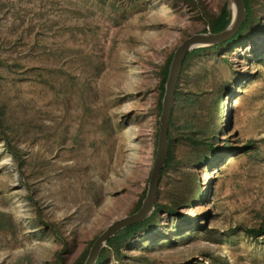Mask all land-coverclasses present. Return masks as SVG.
<instances>
[{"label":"rangeland","instance_id":"obj_1","mask_svg":"<svg viewBox=\"0 0 264 264\" xmlns=\"http://www.w3.org/2000/svg\"><path fill=\"white\" fill-rule=\"evenodd\" d=\"M226 4L0 0L11 142L0 130V264H75L141 209L161 68L184 40L207 33L202 5L219 14ZM254 10L239 44L230 43L236 33L182 68L173 162L154 204L163 210L101 264H264V236L243 229L264 224V0Z\"/></svg>","mask_w":264,"mask_h":264},{"label":"water","instance_id":"obj_2","mask_svg":"<svg viewBox=\"0 0 264 264\" xmlns=\"http://www.w3.org/2000/svg\"><path fill=\"white\" fill-rule=\"evenodd\" d=\"M227 8L231 13V21L226 30L218 34H212L210 31H207L206 34L194 35L184 40L176 49L169 67V75L165 83V92L161 102L157 150L146 198L143 201L141 209L137 213L112 223L96 239L84 264H96L101 251L106 246L109 239L113 238L123 229L137 224L152 215L160 179L168 158L171 116L176 103L177 84L184 63L192 51L214 46L231 38L238 33L247 19V12L243 0H227Z\"/></svg>","mask_w":264,"mask_h":264},{"label":"trees","instance_id":"obj_3","mask_svg":"<svg viewBox=\"0 0 264 264\" xmlns=\"http://www.w3.org/2000/svg\"><path fill=\"white\" fill-rule=\"evenodd\" d=\"M188 1V0H187ZM190 1V0H189ZM244 1V5H245V9L247 12V19L244 22V24L242 25V27L240 28V30L238 31V33L234 36V38L230 41L231 44H239L242 40L243 37H245V35L247 36V31L248 29L252 26V19H253V15L255 13L254 10V0H243ZM201 10L205 12L206 14V20H207V28L208 31H210L212 34H218L223 32L224 30L227 29V27L230 24L231 21V13L227 8V4L221 9L219 14H215V13H211L208 10L205 9V7L202 5L201 6ZM207 32V30H205ZM202 51V49H197L192 51L185 63L183 68L185 67V65L187 64L189 58H191L192 56L199 54ZM172 61V55L169 56L166 64L161 68V73H160V95H159V100H158V110L160 112L161 109V102H162V98L165 92V83L168 79V75H169V67ZM176 101H177V106L176 108L179 107V105L183 102V98L179 95V91H176ZM7 104L5 102H2L1 96H0V130L2 131L6 144L8 145V147L10 148L11 142H10V138L8 136V131H9V127H8V122H7ZM172 123V122H171ZM169 142H170V147H169V153H168V158L165 164V167L163 169L166 170L169 166H171L172 162H173V145L174 141H172L171 138V133L169 134ZM236 149V146H233ZM11 153L13 154V156L17 157V151L12 149ZM162 172V174H163ZM193 198H196V196H194ZM141 207V202L139 204V207L137 208L140 209ZM177 205L176 203H173L172 205L170 204V208L168 210H173L176 209ZM163 207H161L160 209H156L154 210V214H156L157 212H162ZM153 215L148 217L147 219L134 224L132 226H129L125 229H123L122 231H120L117 235H115L113 238L109 239L107 242V248L103 249L100 253V256L96 262V264H101L104 262L105 258H106V254L109 252H116V255L121 256L122 255V248L125 246L126 243L129 242V240H131L135 235H137L139 232L144 231V230H149L150 226L153 224ZM1 216V214H0ZM245 230V232H247L250 236L252 237H262L264 236V224H262L259 227H253V228H243ZM88 255H83L80 259H78L75 264H84L86 261Z\"/></svg>","mask_w":264,"mask_h":264}]
</instances>
